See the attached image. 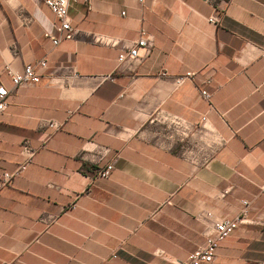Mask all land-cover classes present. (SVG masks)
Instances as JSON below:
<instances>
[{"label": "crops", "instance_id": "1", "mask_svg": "<svg viewBox=\"0 0 264 264\" xmlns=\"http://www.w3.org/2000/svg\"><path fill=\"white\" fill-rule=\"evenodd\" d=\"M67 18L52 46L40 0H0V85L46 62L0 113V178L36 150L0 188V264H177L241 201L207 264H264V0H71ZM139 30L150 46L117 64ZM163 115L225 143L191 165Z\"/></svg>", "mask_w": 264, "mask_h": 264}, {"label": "built area", "instance_id": "2", "mask_svg": "<svg viewBox=\"0 0 264 264\" xmlns=\"http://www.w3.org/2000/svg\"><path fill=\"white\" fill-rule=\"evenodd\" d=\"M71 0H40V2L53 15L55 22L51 25V33L49 40L52 46H56L61 40H70L73 32L70 30L69 20L67 18V8ZM215 17L207 19L208 23L215 24ZM94 42H103L101 38L93 36ZM150 46V39L143 30H139L138 39L133 42L131 48L121 53L116 58V63L121 64L128 60H136L138 56L137 49L143 47L145 50ZM46 62L44 60L37 61L34 64H25L20 72H11L8 66H4V71L9 76L11 85L10 91L0 85V113L7 106V98L9 94L16 88L25 85H35L39 81L38 70H44ZM189 77V74L178 78L177 84L183 79ZM200 96L207 100L208 94L205 90L199 92ZM160 122L166 124L172 133L176 135L177 140L182 144L180 157L191 165L199 166L207 162L209 157L218 150L225 140L211 127L207 125L206 117H200L199 123L196 125H188L177 116H158L156 118ZM47 128L55 130L57 126L54 123H48ZM193 137V141L190 139ZM49 139V135L45 137L43 143ZM35 149L30 147L26 141L20 143L19 154L21 156L20 164L10 173H3L0 178V188L10 182V180L20 175L30 164ZM111 165H106L99 170L97 178L105 179L108 177ZM260 190L264 191V181L260 186ZM241 209L236 217L232 219H220L214 222L211 231L205 236L203 245L200 249L188 254L186 258L177 264H207L210 263L215 255V250L220 242L228 238L233 230L240 224L246 222V206L247 203L241 201Z\"/></svg>", "mask_w": 264, "mask_h": 264}]
</instances>
